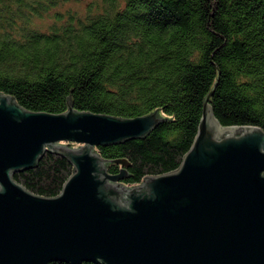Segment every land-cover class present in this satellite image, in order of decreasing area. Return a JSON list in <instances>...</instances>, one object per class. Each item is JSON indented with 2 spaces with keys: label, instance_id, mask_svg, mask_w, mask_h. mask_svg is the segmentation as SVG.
Instances as JSON below:
<instances>
[{
  "label": "trees",
  "instance_id": "16d2710c",
  "mask_svg": "<svg viewBox=\"0 0 264 264\" xmlns=\"http://www.w3.org/2000/svg\"><path fill=\"white\" fill-rule=\"evenodd\" d=\"M64 1L0 0V91L35 112L64 113L69 100L126 119L159 110L166 120L146 138L97 148L128 163L124 184L180 167L212 91L222 126L264 129V0H94L84 14L54 11ZM73 170L47 151L15 179L56 197Z\"/></svg>",
  "mask_w": 264,
  "mask_h": 264
},
{
  "label": "water",
  "instance_id": "95a60500",
  "mask_svg": "<svg viewBox=\"0 0 264 264\" xmlns=\"http://www.w3.org/2000/svg\"><path fill=\"white\" fill-rule=\"evenodd\" d=\"M212 94L180 167L128 186L97 148L146 138L159 110L35 112L0 91V264H264V129L222 126ZM47 151L74 167L56 197L15 179Z\"/></svg>",
  "mask_w": 264,
  "mask_h": 264
},
{
  "label": "rangeland",
  "instance_id": "374dc122",
  "mask_svg": "<svg viewBox=\"0 0 264 264\" xmlns=\"http://www.w3.org/2000/svg\"><path fill=\"white\" fill-rule=\"evenodd\" d=\"M94 0H72V1H64L59 4V6L56 7L55 10L62 11L63 13L71 10L75 11L77 13H82L84 14L85 11L88 9L89 5L93 2ZM52 21V17H49L48 23ZM42 27H47V22H41L40 23ZM74 147H78V145H74Z\"/></svg>",
  "mask_w": 264,
  "mask_h": 264
}]
</instances>
